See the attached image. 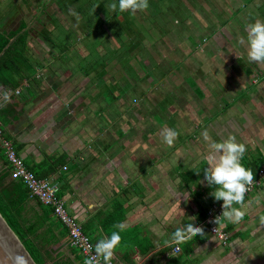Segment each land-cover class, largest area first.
<instances>
[{"label": "crops", "instance_id": "crops-1", "mask_svg": "<svg viewBox=\"0 0 264 264\" xmlns=\"http://www.w3.org/2000/svg\"><path fill=\"white\" fill-rule=\"evenodd\" d=\"M163 2H168L163 4V9H168L169 15L183 17V21L178 19L183 23V29L176 34L174 31L179 27L175 26L158 27L151 32L159 39L173 32L175 36L170 43L150 44L151 48L143 47L141 42L137 45L133 42L135 46L130 43L128 47L135 58L126 61L128 67L131 65L132 68L130 76L124 70L122 74L114 71L107 74L108 65L113 63L107 65L105 60L97 64L95 56L84 61L87 65L85 68L84 63L80 62L83 58L72 55L68 48L67 57L56 54L50 59L34 60L28 51L36 71L31 76L20 77L16 86L0 85V123L29 168L59 181L68 209L78 218L95 245L101 238L110 236L112 231H119L114 225L125 224V229L120 232L122 242L113 264H233L232 259L236 256L237 262L234 264H241L242 261V264H251L253 258L264 264V223L260 220L264 216V182L245 197L247 203L249 199L261 196V202L246 208L241 222L223 220L229 235L228 242L223 244L208 231L206 225H201L204 218L199 217L198 196L191 194L196 188L201 193L197 199L207 210L215 200L210 195L213 188L202 185L201 179L198 180L199 185H188L183 181L177 184L175 176L170 175V171L174 170V167L170 168L171 164L174 166V162L169 160L172 154L169 153L167 159L152 151L146 152L145 146H142L144 138L139 139L135 126L121 119L123 113L127 118L128 115H138L140 111L132 109V112H126L127 105L117 103L120 101L118 96H123L126 101V97L130 100L133 93L146 95L144 89L148 87L139 88L135 81V78L138 79L136 72L142 61L139 56L142 53L145 56L149 51L154 58L155 46L158 51L159 48L167 49L169 52L166 54L160 50L162 60L173 57L175 66L169 70L166 67L159 72L160 75H150L149 83L153 85L155 81L173 80V77L175 82L173 86L170 85L173 88L167 93L169 98L178 96L179 90L180 96L186 99L192 95L205 98L203 86L205 84L208 88L210 83H205L204 79L210 78L211 74L203 72V67H200L199 73H193L188 63L195 61L193 64L201 65L199 61L202 60V64L219 62L228 65L229 62L246 60L251 64L247 57L245 29L257 19L264 21V0ZM208 14L216 15L217 19L212 20L211 16L204 19ZM212 27L220 28L214 31ZM133 34L131 30L130 39L135 40ZM241 38L245 40L244 44L240 43ZM78 65L81 71L77 70ZM259 68L247 73L250 79L247 87L250 89L264 88V65ZM116 88L123 91L114 92ZM133 88L139 91H133ZM244 94L241 93L233 101L244 98ZM250 96H246L245 101L252 104L257 102L255 107L258 110L261 107L260 113H263L262 101ZM171 101L163 105L168 106ZM168 118L171 120L172 115ZM198 124L195 127L204 123ZM258 124L263 126L261 121ZM255 149V157L258 153L264 155L263 148ZM202 160L207 162L205 158ZM160 167L168 169L161 171ZM10 168L0 148L3 186L19 185V180L11 177ZM180 170L178 172L181 174ZM21 192L25 197L20 224L43 263L84 264L85 257L72 245L67 229L53 214L51 207ZM175 193L182 196L178 197ZM171 195H175V201H171ZM188 223L203 227L204 235L180 245V251L172 255L174 250L164 247V241L177 228ZM259 258H263V261Z\"/></svg>", "mask_w": 264, "mask_h": 264}, {"label": "rangeland", "instance_id": "rangeland-1", "mask_svg": "<svg viewBox=\"0 0 264 264\" xmlns=\"http://www.w3.org/2000/svg\"><path fill=\"white\" fill-rule=\"evenodd\" d=\"M243 1L247 2V0ZM113 2L118 4V0H0V28L14 29L20 25L21 21H25L27 23L26 30H28L27 45L30 48L28 51L34 60L37 58L50 59L56 54L67 57L68 48L72 55L83 58V60L80 59V62L84 63L87 59L95 56L97 64H102L105 60L107 65L109 62L113 63L108 65L107 74L110 71L122 74L124 70L130 76L132 68L131 65L128 67L129 64L126 61L131 59L133 53L128 45L130 43L133 45V42L137 45L138 42H141L143 47H150V44L170 43L176 32L183 29V23L178 20L180 18L183 21V17L178 14L169 15L168 9H163L165 3L163 0H149L148 10L137 12L135 15L129 12L121 13L118 8L116 11H112L107 6ZM209 16L212 20L217 19V16L213 14L206 15L204 19ZM173 26L179 27L174 31L175 34L173 32L170 35L165 34L161 39L151 33L158 27ZM212 28L217 31L220 27ZM130 29L134 32L133 36H136L135 40L130 39ZM97 45L99 48H95ZM160 50L165 54L169 52L167 49L164 51L160 48L158 51L155 46L154 58L151 57L152 54L149 51L145 55L146 57L143 56L142 50V54L139 56L143 62H140V69L136 72L138 79L135 78V81L139 88L148 87V89H144L146 95H139L141 94L138 92L139 90L133 88L132 90L138 93L132 92V97L130 100L126 97V101L123 100L125 99L123 96H118L120 101L117 103L118 105L126 104V112H132V109L140 111L138 115L127 114V118L123 113L121 119L128 120L129 125L135 126L138 131L136 135H139V139L144 138L145 145L142 146H145L146 152L152 151L159 156H166L167 159L169 153L172 154L169 155V160L174 162V166L170 165V168L174 167V170L170 171V175L175 176L177 184L185 182L178 169H182L180 171L183 172L196 169L204 174L206 166L201 162L209 154L208 145L202 135L205 130L217 142L226 140L229 136H235L237 142L246 145L245 156L247 159L257 151L255 148L264 149V88L263 86L259 89L247 87L250 83L248 71L255 72L261 65H255L253 62L249 64L246 60H240L238 63L236 61V64L229 62L228 65H222L219 62L217 64L211 62L202 64V60L199 61L201 65H195L193 64L195 61H192L188 63L190 65L188 67L193 73H199L200 67H203V72L211 74L210 78L206 76L207 78L204 79L205 83H210L208 88L205 87V84L203 86L205 98L200 99V97L192 95L186 99L180 96V90L177 92L178 96L169 98L167 93L171 88L170 85H174L173 77L171 78L173 80L155 81L153 85L149 83L152 76L166 67L169 70L170 67L175 66L172 62L175 61L173 57L169 60H162ZM132 58L135 60L134 56ZM113 61H119V63ZM84 67L87 68L86 63H84ZM77 70L81 71L79 65ZM215 78H217V82H215ZM217 83L221 86L219 87ZM246 89L250 92L248 93ZM120 91L123 90L118 88L114 90V92ZM241 93H245V97L233 101ZM248 95H251L252 99L256 98L257 101H262L263 113H260V106L259 110L255 107L257 102L252 104L251 101H245ZM167 98L172 100L170 107V103L168 106L163 105L164 102H169ZM171 115L170 120L168 117ZM205 119H208V122H205ZM260 121L263 126H259ZM198 123L204 124L195 127ZM164 128H171L179 133L172 146L163 142L161 133ZM151 141L154 143L153 145ZM242 162L244 164L243 160ZM202 177L200 178L203 181L201 184L208 186L204 175ZM175 194L178 197L182 196L179 193ZM170 198L171 201L176 200L175 195H171ZM236 258L237 256L232 259L233 264L237 262ZM259 259L263 261V258ZM250 263L263 264L254 258Z\"/></svg>", "mask_w": 264, "mask_h": 264}, {"label": "clouds", "instance_id": "clouds-1", "mask_svg": "<svg viewBox=\"0 0 264 264\" xmlns=\"http://www.w3.org/2000/svg\"><path fill=\"white\" fill-rule=\"evenodd\" d=\"M107 7L112 11H116L118 8L121 13L129 12L135 15L137 12L148 10L149 0H118V4L113 2ZM245 31L247 33L248 60L264 65V21L257 19L254 23L248 24ZM240 43L244 44L245 40L241 38ZM236 55L238 59H241L238 54ZM161 135L163 142L168 146H172L179 133L174 129L164 128ZM202 135L209 148V154L206 157L208 167L203 171L204 179L210 187L214 188L210 195L216 201H223L222 214L217 216L212 222L218 225L222 220L239 223L246 214V208L252 204L259 205L261 202V196H256L254 199H249L247 203L245 202L246 195L251 191V187L255 183V173L242 163L247 151L246 145L237 142L235 136H229L226 140L217 142L211 138L207 130ZM235 205L239 207H235ZM260 220L264 223V216H261ZM114 228L119 231H112L110 236L101 238L95 245L94 254L88 256L84 264H112L117 249L122 242L120 232L125 229V224H116ZM203 235V227L188 223L182 228H177L171 234V237L164 241V247L172 248L174 250L172 255H176L180 251V245ZM19 259L22 260L23 258L20 257Z\"/></svg>", "mask_w": 264, "mask_h": 264}, {"label": "trees", "instance_id": "trees-1", "mask_svg": "<svg viewBox=\"0 0 264 264\" xmlns=\"http://www.w3.org/2000/svg\"><path fill=\"white\" fill-rule=\"evenodd\" d=\"M26 25L27 23L25 21H21L17 28L10 30H6L5 28L0 29V85L7 84L16 86L19 83L20 77L31 76L36 71L35 65L28 55V30H26ZM244 158L245 167L251 168L256 175L257 168L262 162H264V155H262V153H258L257 157L255 158L251 157V159H247V156H244ZM201 163H203L204 166L207 164V162L204 160ZM36 174L40 177L47 176V174L40 175L37 172ZM181 174L186 184H200L198 180L202 176L199 170L192 169L190 171H182ZM18 184L19 185L17 186H3L2 179L0 178V213L17 234L36 263L45 264L32 244L28 241V233L21 227L20 213L25 197L21 191L28 195V189L21 181H18ZM191 194L193 197H199L201 193L195 188L192 190ZM60 195L62 196L61 190ZM197 198L196 200L198 201L199 217L205 218L207 210L203 207L202 201ZM212 198L214 197L212 196Z\"/></svg>", "mask_w": 264, "mask_h": 264}, {"label": "built area", "instance_id": "built-area-1", "mask_svg": "<svg viewBox=\"0 0 264 264\" xmlns=\"http://www.w3.org/2000/svg\"><path fill=\"white\" fill-rule=\"evenodd\" d=\"M0 148L10 165V175L13 179L21 181L28 189V196L38 199L45 205L51 207L53 214L67 229L72 245L80 250L85 259L94 254L95 244L92 238L84 231L81 222L70 212L63 196L60 195L61 186L59 181L53 177H40L36 172L29 168L24 159L19 155L14 141L8 137L3 126L0 124ZM264 182V162L257 168L255 183L249 196L254 189ZM223 201L214 200L207 208L206 216L201 225H206L208 231L216 235L223 244L229 239L228 232L222 222L218 225L213 223L217 216L223 212ZM113 264V263H112Z\"/></svg>", "mask_w": 264, "mask_h": 264}, {"label": "water", "instance_id": "water-1", "mask_svg": "<svg viewBox=\"0 0 264 264\" xmlns=\"http://www.w3.org/2000/svg\"><path fill=\"white\" fill-rule=\"evenodd\" d=\"M20 257L23 259H19ZM0 264H37L1 213Z\"/></svg>", "mask_w": 264, "mask_h": 264}, {"label": "bare ground", "instance_id": "bare-ground-1", "mask_svg": "<svg viewBox=\"0 0 264 264\" xmlns=\"http://www.w3.org/2000/svg\"><path fill=\"white\" fill-rule=\"evenodd\" d=\"M4 132H5V129H4Z\"/></svg>", "mask_w": 264, "mask_h": 264}]
</instances>
